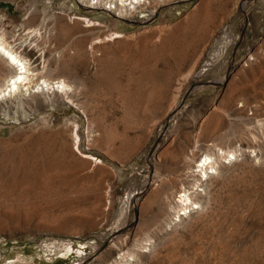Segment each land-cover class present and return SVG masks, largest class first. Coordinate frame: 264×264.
Instances as JSON below:
<instances>
[{
  "label": "rangeland",
  "instance_id": "rangeland-1",
  "mask_svg": "<svg viewBox=\"0 0 264 264\" xmlns=\"http://www.w3.org/2000/svg\"><path fill=\"white\" fill-rule=\"evenodd\" d=\"M96 7L0 0L31 86L76 85L0 96V264H264V0ZM199 143L231 154L177 215Z\"/></svg>",
  "mask_w": 264,
  "mask_h": 264
},
{
  "label": "bare ground",
  "instance_id": "bare-ground-1",
  "mask_svg": "<svg viewBox=\"0 0 264 264\" xmlns=\"http://www.w3.org/2000/svg\"><path fill=\"white\" fill-rule=\"evenodd\" d=\"M81 1L87 5V8H94L96 6L98 7L101 4L103 5V8H102L103 11L112 12L117 17H121V16L123 17V16H129L133 12L142 13L144 11H147V12L149 11L150 13H152L153 12L152 6L156 4L157 1H160V0H81ZM75 20L83 21L84 19L75 18ZM79 21L73 22V28H77L80 26ZM93 25L94 24L92 25L89 24L88 27L93 26ZM118 37H120V35L119 36L117 35L114 38H118ZM73 43H76V42H73ZM94 46L96 47V45ZM12 50L13 49L9 48L8 45H6L3 38L0 37V59L7 65V68L11 71V75L8 78H6L4 85H2L3 88H0V96H3L4 94H8L11 92H17V91H21V92L25 91L28 93L29 92L33 93L37 91L35 90V88L41 90L43 87H45L46 90H49L52 93L61 92L64 95L68 96V93L70 90H72V88H73L72 90L73 92L76 89L74 79L71 77H63V76L58 77L53 81L51 78H50L51 80L48 77L44 78L42 81V84L38 82V84L32 87L30 84V81H31L30 79L33 76L31 69L26 67V64L23 62L24 60L22 61L20 59V56H18ZM72 50L73 51L76 50V52H78L80 49L78 47L77 48L71 47L70 45L68 51H72ZM82 50L84 49H81L80 51ZM61 51H62V48H61ZM63 51H67V50H63ZM13 61H15V63ZM201 145L199 143L196 146V149L198 150V152L202 154V156L198 158L199 160L197 162L192 160L194 153H192L190 158L188 156V159L192 160L193 164L195 163L194 167H192L194 169H192L191 167H188V169L191 170V174L188 177H191V180L193 183L192 185H188L190 187H182L180 188L179 191L175 193L174 198H173L174 199L173 204L169 206L170 210H172L174 214L178 215L180 210L182 212H185L187 210L189 211L190 209L193 208V206L198 205L196 198L198 197V195H200V192H202L203 189L200 190L199 183L201 181L199 180L200 178H196V176L205 177V179L207 177H210L209 174L213 171V168H215V163L218 164L216 162V158L217 157L224 158L225 156L224 153L231 154V152L229 151L224 152L223 150H220V149H218L220 153L217 152L218 150H216L217 152L216 154L215 152H213V149L215 147L213 144L205 147L204 149L203 147H201ZM83 158H86L90 161L94 160L98 162V160L94 159L91 156L85 155L83 156ZM65 252L67 253L68 251L65 250ZM60 253H63V251H60ZM66 253H64V255ZM64 255H61V256H64ZM50 260L52 261V259Z\"/></svg>",
  "mask_w": 264,
  "mask_h": 264
},
{
  "label": "water",
  "instance_id": "water-1",
  "mask_svg": "<svg viewBox=\"0 0 264 264\" xmlns=\"http://www.w3.org/2000/svg\"><path fill=\"white\" fill-rule=\"evenodd\" d=\"M205 83H210V84H215V85L219 84V82H216V81H206V82H202V83L199 84V85H192L189 89H187V90L184 92V94L182 95V97H181V99H180V101H179V103H178L177 106H180V105H181V102L183 101L184 97L189 93L190 90L195 89V88H198V87H200V85L205 84ZM165 122H166V121H165ZM161 132H162V131H160L159 134H160ZM134 219H136V213H135V212H134Z\"/></svg>",
  "mask_w": 264,
  "mask_h": 264
},
{
  "label": "snow or ice",
  "instance_id": "snow-or-ice-1",
  "mask_svg": "<svg viewBox=\"0 0 264 264\" xmlns=\"http://www.w3.org/2000/svg\"><path fill=\"white\" fill-rule=\"evenodd\" d=\"M15 63V61H13Z\"/></svg>",
  "mask_w": 264,
  "mask_h": 264
}]
</instances>
